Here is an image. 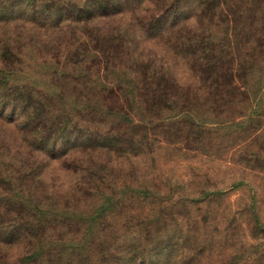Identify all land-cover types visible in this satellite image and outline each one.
Returning a JSON list of instances; mask_svg holds the SVG:
<instances>
[{"label": "rangeland", "instance_id": "1", "mask_svg": "<svg viewBox=\"0 0 264 264\" xmlns=\"http://www.w3.org/2000/svg\"><path fill=\"white\" fill-rule=\"evenodd\" d=\"M63 1L0 21V264H264V0Z\"/></svg>", "mask_w": 264, "mask_h": 264}, {"label": "trees", "instance_id": "2", "mask_svg": "<svg viewBox=\"0 0 264 264\" xmlns=\"http://www.w3.org/2000/svg\"><path fill=\"white\" fill-rule=\"evenodd\" d=\"M136 1H138L139 4L142 0H131L126 4V7L134 6ZM103 5L97 9L99 10L102 8L103 12L110 11V6H108V4ZM72 7H74V5H72L71 2L63 0H46L43 2L39 0H0V21H4L8 24L14 23V20H19L23 18L37 29H41L44 31V29L47 30V28L49 27L53 30L59 31L65 28L64 21L65 19H69V14L73 12L71 11V13H69ZM173 8L174 6L170 7L168 11ZM92 9L93 8L85 9V13L89 15V13H94L97 11L95 7L93 10ZM152 24H149L147 26L156 29V24ZM1 48L2 49H0V63L2 66L0 67V84L12 82L13 84L11 85V87H14L15 89H22L21 85L15 84V82H13L12 80L16 79L18 76L27 77L26 70L28 67V61L25 59L26 46H21L18 51H8L6 49V46H3ZM10 54L11 56H13V61L10 65V68L6 69V65L8 64H6L7 62L6 60H4V58H8ZM13 100L14 99H12V102ZM7 105L8 104H4L0 100V117H3L4 113L7 111L6 107H11V115H14L18 110V108L13 103L9 106Z\"/></svg>", "mask_w": 264, "mask_h": 264}]
</instances>
